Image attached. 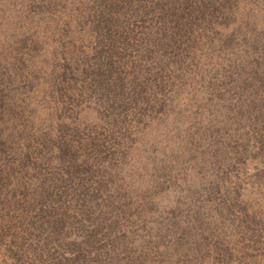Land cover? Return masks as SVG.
Returning a JSON list of instances; mask_svg holds the SVG:
<instances>
[{"label": "rangeland", "instance_id": "374dc122", "mask_svg": "<svg viewBox=\"0 0 264 264\" xmlns=\"http://www.w3.org/2000/svg\"><path fill=\"white\" fill-rule=\"evenodd\" d=\"M0 264H264V0H0Z\"/></svg>", "mask_w": 264, "mask_h": 264}]
</instances>
